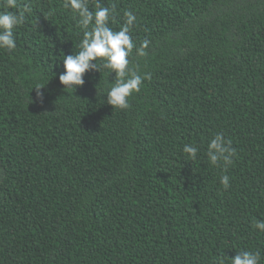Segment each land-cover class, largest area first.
<instances>
[{"label":"trees","instance_id":"obj_1","mask_svg":"<svg viewBox=\"0 0 264 264\" xmlns=\"http://www.w3.org/2000/svg\"><path fill=\"white\" fill-rule=\"evenodd\" d=\"M27 3L0 51V264H228L240 250L264 264V0H99L149 41L129 67L150 79L124 110L102 61L65 90L82 31L63 0L12 10ZM217 133L236 151L226 168L208 160Z\"/></svg>","mask_w":264,"mask_h":264},{"label":"clouds","instance_id":"obj_2","mask_svg":"<svg viewBox=\"0 0 264 264\" xmlns=\"http://www.w3.org/2000/svg\"><path fill=\"white\" fill-rule=\"evenodd\" d=\"M63 8L71 11L82 31V38L76 44V51L63 55L64 71L59 75L60 83L65 90L73 93L76 86L84 84V74L89 70L100 71L97 61H102V67L115 73V80L106 90L107 103L113 108L128 109L129 98L133 93L139 92L142 83L150 79V74L143 76L134 68L129 67V57L135 49L136 55H147L146 49L149 41L144 40L139 46L135 44L130 35L136 16L132 11L124 12V22L119 29L110 26L115 5L103 6L99 0L95 3L94 10L89 7V0H63ZM18 7V0H4L0 9V51L12 52L16 49L15 29L22 25L25 15L32 11L31 4L23 6L22 11H13ZM95 61V63H93ZM45 85L35 86L37 99L43 103V93L40 91ZM33 102L30 100V103ZM183 152L191 159H195L199 149L190 144L183 146ZM236 155L231 141L226 140L223 134L217 133L208 143L207 156L211 164L222 162L226 168L233 162ZM220 183L225 189L230 187L229 176L223 175ZM253 227L264 232V220H257ZM260 253L240 250L236 255L228 258V264H259ZM216 264H225V259L220 257Z\"/></svg>","mask_w":264,"mask_h":264}]
</instances>
